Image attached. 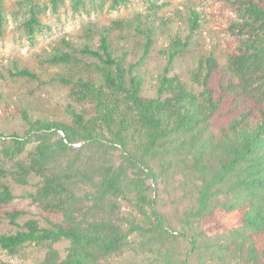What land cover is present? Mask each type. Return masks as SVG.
<instances>
[{"label":"trees","instance_id":"obj_1","mask_svg":"<svg viewBox=\"0 0 264 264\" xmlns=\"http://www.w3.org/2000/svg\"><path fill=\"white\" fill-rule=\"evenodd\" d=\"M227 1L235 17L226 28L232 42L226 65L202 56L188 82L171 66L198 27L195 11L188 35L172 38L162 51L166 64L152 87L137 62L116 54L103 25L95 27L94 38H63L43 51V63L83 71L58 78L66 88L62 121L33 119L22 111L37 145L28 163L18 162L10 175L18 185L39 178L28 197L46 216L44 224L30 219L20 226L15 219L22 212L10 213L17 230L0 233V249L15 253L25 245L44 246L39 264H123L129 257L147 264H188V257L196 264H264V0ZM26 2L23 28L33 41L43 26L42 9L35 0ZM61 2L51 0L53 9ZM87 2L103 5V0H71L72 8ZM2 26L0 0V32ZM141 32L144 59L153 32ZM5 73L38 79L16 64ZM0 137L11 140L12 155L21 154L28 142L15 132ZM177 179L190 193L177 218L178 234L187 243L184 257L166 244L172 226L154 195L160 188L167 192ZM14 198L2 184L0 204ZM60 241L69 243L63 257L53 247Z\"/></svg>","mask_w":264,"mask_h":264},{"label":"rangeland","instance_id":"obj_2","mask_svg":"<svg viewBox=\"0 0 264 264\" xmlns=\"http://www.w3.org/2000/svg\"><path fill=\"white\" fill-rule=\"evenodd\" d=\"M35 3L42 9L39 19L43 26L33 41H29L23 28V23L28 19L26 0H1L0 133L9 135L15 132L28 142L21 154L12 155L7 153L11 140L0 137V186H9L15 197L8 204H0V233L17 230L8 216L14 211L22 212L15 219L20 226L30 219L44 224L46 216L42 206L28 197V194L35 193L39 178L31 176L26 185H18L10 175L18 162L28 163L29 154L37 145L36 134L26 132L28 128L22 119V111H29L33 119L44 117L62 121L65 118L62 96L66 88L62 87L58 78L62 74L83 71L73 65L43 63L39 56L44 50L60 44L63 38H94L95 27L106 26L110 29L116 54L125 53L128 62H137L147 87H152L155 77L166 64L162 51L172 38L188 35L191 11L198 14V27L193 31L188 47L171 66L172 73L188 82L199 58L209 54L224 67L232 46L226 28L234 20L235 14L234 5L227 0H128L115 8L111 7L110 0H103L100 8L87 2L84 8L77 10L72 8L71 0H62L56 9H53L51 0H35ZM147 29H152L153 44L146 58L141 59L145 41L141 31ZM11 64L32 70L38 79L7 78L5 70ZM54 137L58 138V135ZM79 146L76 144L73 148L78 149ZM178 180L171 181L167 192L160 188L159 193L154 195L158 198L160 211L172 226V239L166 244L177 248L184 257L187 243L178 234L177 218L187 207L190 193L189 186H177ZM139 240L137 238L136 243ZM68 245L67 241H60L53 247L63 257ZM46 253V247L37 245H25L15 253L0 249V264H39ZM187 261L188 264H196L193 258L188 257ZM122 263L147 264V261L129 257Z\"/></svg>","mask_w":264,"mask_h":264}]
</instances>
